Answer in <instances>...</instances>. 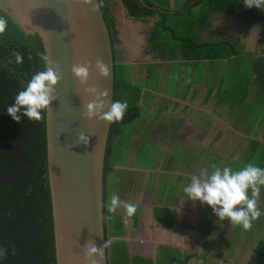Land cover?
<instances>
[{
  "label": "trees",
  "instance_id": "1",
  "mask_svg": "<svg viewBox=\"0 0 264 264\" xmlns=\"http://www.w3.org/2000/svg\"><path fill=\"white\" fill-rule=\"evenodd\" d=\"M123 1L130 15L136 19L158 18L148 44L149 51L159 54L162 61H178L183 65L181 68L197 62H231L234 72L221 81L217 89L211 86V81L207 84V99L215 98L220 105H231L233 110L250 116L257 105L264 106V11L246 8L243 0H175L174 10L170 0ZM100 2L115 52V101L128 103L126 115L122 121L112 123L108 138L105 192L108 176L129 154L130 136L144 118L141 100L144 90L149 87L133 82L130 64L119 61L115 50L119 40L112 13L113 0ZM225 14L241 16L249 25L261 24L259 45L263 49L262 56L245 52L238 39L201 38L199 33L210 28L213 17ZM0 16L8 21L5 33L0 35V247L8 249V255L0 258V264H57L48 177L46 111L42 113L44 118L41 121H29L22 115L23 109L19 113L20 122H15L7 113V107L14 103L16 95L32 75L44 70L39 53L45 51L38 35L25 34L2 10ZM13 52L22 54L23 63L15 62ZM147 75L150 79L152 72ZM256 87L261 90L263 98L251 109L248 104ZM188 94L185 92L184 97ZM149 97L152 99V94ZM135 122L137 125L132 127ZM260 217L264 219L263 214ZM241 229V226L236 228L238 232ZM13 247L15 255L11 254ZM115 248L109 256L110 264H137L139 256L133 257V263H123ZM193 256L195 253L186 254L183 259L172 258L168 262L186 263ZM247 264H264V236L258 241Z\"/></svg>",
  "mask_w": 264,
  "mask_h": 264
},
{
  "label": "water",
  "instance_id": "2",
  "mask_svg": "<svg viewBox=\"0 0 264 264\" xmlns=\"http://www.w3.org/2000/svg\"><path fill=\"white\" fill-rule=\"evenodd\" d=\"M170 1L174 10V0ZM90 9L81 0H0V10L25 34L40 37L49 60L59 63L62 73L54 86L57 99L46 111L57 264H88L84 245L91 241L100 247L106 241L98 202H104L112 123L83 115L84 104L94 99L84 88L107 90L106 101H115V52L101 8L95 13ZM157 20L152 19L153 25ZM97 59L108 65V78L98 75ZM74 63L90 64L87 84L80 85L72 74ZM80 132L89 136L88 145L78 143ZM99 264H110L108 249Z\"/></svg>",
  "mask_w": 264,
  "mask_h": 264
},
{
  "label": "crops",
  "instance_id": "3",
  "mask_svg": "<svg viewBox=\"0 0 264 264\" xmlns=\"http://www.w3.org/2000/svg\"><path fill=\"white\" fill-rule=\"evenodd\" d=\"M116 1L121 5V7L117 8L114 17L115 29L118 33L119 40L118 44L115 45V50L117 51L119 61L121 63L130 64L132 67L133 82L136 81L137 83H142L144 78L148 79L147 73L150 71V69H154L155 74L157 71H163V66L166 64L174 62L162 61L159 54L152 53L149 50L147 51L149 48L148 39L154 29L152 19L150 20L151 22L147 24L136 20L129 15L128 10L122 4V0ZM174 5L175 0L173 2V6ZM221 21L225 22L226 29L224 28L222 30V28L218 26ZM215 22H217L218 25L215 24ZM243 25L246 26L243 27ZM255 25L257 26V31L254 28H249V22L245 21L241 16L228 14L215 15L212 19L210 28L204 32H200L199 34L203 40L209 39V35L210 38L214 40H219L223 37L238 39L240 40V44L245 47V52L255 53L258 56H262L263 50L255 49L253 47V39H255V43L257 45L262 28L261 24L259 23H255ZM142 46H144L147 56L150 57L146 61H144L145 58H141V53L137 52V49H142ZM137 56H140V58H137ZM225 62L227 61L214 62V65L216 66L219 63ZM230 63L225 68L221 69V71L217 69L215 73L210 75L208 83H210V81L213 82L216 80L215 85L211 84L213 88L217 89L221 81H225L229 75L234 72V69ZM205 64L208 66L209 63L206 62ZM143 65H146L144 69L140 67H143ZM139 68L140 72L138 71ZM206 70H208L207 67ZM150 80H152V76ZM207 87L208 85L205 86V84H200L197 87H194V93L188 96L189 100H192L194 103L191 101L192 104L190 105L189 103L190 107L178 110V120H174L175 115H171L172 113L168 116V118H166L167 108L166 110L164 108V110L158 111L160 116L157 118V120L152 121L153 118L156 117V113H154L149 117L148 122L147 119L146 121L144 120V118L147 116V110H145V115L142 121H145L148 125L145 126L143 131L141 128H139V125L137 131H135V133L130 136V151L123 162L116 166L120 169L118 172L115 171L118 173L119 177L115 181V190L112 193L108 192V178L106 180L105 205L108 203L110 196L115 193L119 195L122 201L133 203L138 206L136 214L132 217H128L125 213V210L120 208L117 210L113 220H105L106 240L112 239L114 241L112 246L108 249V257L111 255V253H113V250L116 247L115 251L117 252L120 261L123 263H131L133 257L136 258L139 256L137 264H170L168 262L170 259H183L186 254L192 253L182 250L178 245L174 244V234H172L171 238L170 231L174 228L181 229L192 227L191 223L194 222L195 218L197 217V211L195 209L199 208H195L194 210L192 209L190 211L187 209V206L185 207L183 205L182 202L177 205L162 201L164 199L163 194L160 196L159 194L157 195L155 186V175H165L168 180L172 182L174 177L184 176L185 178L190 179L192 174H189L188 172L181 173L180 171L173 170L171 167L174 164L169 165L168 170H158L159 167H165V161L167 162L169 158H167L166 154H160L162 151L157 149V146H159V148H163L164 152H166L172 145L171 141L175 139L174 134H180L185 130V128L189 127L190 122L191 124L195 123V120L200 118L199 114L202 113L206 115L205 117L211 118V126L202 127L195 133L194 131L190 130V128H188L185 133L187 134L185 135L187 142L185 140H181L180 142L178 141V143H174L171 147L172 152L174 151L175 145H183L185 147L195 146L196 148L200 149L205 144H212L216 151L233 152L237 150V148L234 146L235 139L233 136L235 133L230 130L229 127V123H234L233 120L235 121L236 117L235 119H232L231 122H226L227 126L222 125V123L225 124V122L220 120L221 116L225 117L226 113L230 110L233 111V109L231 108V105H220L215 98L207 99ZM256 89H259V87H256ZM152 90V88L144 90V97L141 100V105H143V107H149L153 102L154 98L148 100L149 95L154 93ZM259 92L260 96L262 97V92L260 89ZM168 93H163V91H160V94L158 95H163L164 97L172 100V95ZM199 93H201V96H198ZM146 94L148 96L145 97ZM206 102L207 106L204 108ZM163 115H165V118L162 117ZM161 120L164 124H166V126L160 127V123L158 122H161ZM185 122H187V124H184ZM154 128L159 129L160 133L163 134L159 139L164 141L167 140V142L169 141L167 145L165 142L163 144L158 138L151 135V130ZM136 134L139 135V138L137 140L136 147L133 150L132 138ZM146 134L149 138H146ZM204 134L207 135L204 136ZM140 138L141 142L147 143L148 145L153 143L155 146L147 149L141 148L138 145ZM176 139L179 140V137H176ZM157 153L159 154V159H157ZM232 156H234V154ZM140 159L141 165H139ZM176 164L178 167H180L178 163ZM161 181H163L162 177L160 182ZM169 192L170 189L167 194H165V198H168L171 201H177L179 195L177 194L173 196L170 195ZM157 210L159 212H157ZM104 211L106 215V208ZM208 212L209 213H207L206 219H204L203 223L199 227V231L202 225L205 223H210V227L206 231V233L210 234L209 232L212 227V223L214 221L218 222V219L214 218L212 209L208 210ZM172 213L174 215L172 218L176 219V222H173L172 220L169 221L165 217V214L171 215ZM165 237L167 239L169 238L170 240L172 239V241L164 242L162 239ZM201 243L199 244L200 246L202 245ZM166 245L167 248L170 249H166L165 254H160L163 247ZM187 246H189V244H187ZM197 246L198 243H196L195 247ZM172 250L178 251L180 253H172ZM203 259L205 260L201 254L195 253V256L190 258L186 263H179L177 261L173 262L172 264H204Z\"/></svg>",
  "mask_w": 264,
  "mask_h": 264
},
{
  "label": "rangeland",
  "instance_id": "4",
  "mask_svg": "<svg viewBox=\"0 0 264 264\" xmlns=\"http://www.w3.org/2000/svg\"><path fill=\"white\" fill-rule=\"evenodd\" d=\"M118 7H121V5L118 4ZM215 24H217V22H215ZM218 26H220L222 30L224 28L226 29V24L223 21H221ZM244 26L246 25H243V27ZM249 27L251 29L254 28L257 31V26L255 24L249 25ZM208 38H210V35L208 36ZM253 44V47L255 49L263 50L261 49L259 42L256 45L255 39H253ZM137 52L141 53V58H145L144 61L150 58L147 56V52L144 50V46H142V49H137ZM137 58H140V56H137ZM214 64L215 63H209L207 66L205 62H197L189 63L188 65L181 68V66L183 65H180V63L177 61L174 63L166 64L165 66H163V71H157L155 74L154 69H150L149 72H152V80H150L149 78H144L142 83L145 88L148 86L149 88L153 89L152 91L154 93L152 94V97L154 98V100L149 107L144 106V109L147 110V116L144 118V120L146 121L147 119V121L149 122V117L154 113H156V117H154L152 121L157 120V118L160 116L158 111L164 110V108L165 110L167 108L166 118H168V116L172 113L171 115H175L174 120H178V110L188 108L190 107L189 103L190 105L194 103L188 98V96L194 93V87H197L200 84H205L206 86L210 79V75L215 73L217 69L221 71V69L225 68L229 63H219L216 66ZM140 67L144 69L146 65ZM206 67L208 68V70H206ZM130 68L132 73V67ZM138 71L140 72V68ZM215 81L216 80L212 82L213 85H215ZM178 84L180 85V88ZM189 87H191V89H189ZM160 91H163V93L169 92L168 94H171L173 97L172 100L164 97L163 95H158L160 94ZM187 91L189 92V95L187 97H184V94ZM198 96H201V93H199ZM251 97L252 99L248 104V108L251 107L252 109L254 105L260 102L258 101L261 99L259 89H253ZM148 100H150V97L148 98ZM206 106L207 102L205 103L204 108ZM263 108V104L257 105L256 110L251 116L248 115V113L240 114L237 110L232 111L230 109V111L226 113L225 117L221 116L222 119L220 118V120L222 122H225V124L222 123V125L226 126V122H231V120L235 119L236 117L235 121L233 120L234 123H229L230 130L235 133V135L233 136L235 139L234 146L237 148V150L233 152L216 151L212 144H205L200 149L196 148L195 146L185 147L183 145H175L174 151L172 152L171 147L174 143H178V141L180 142L181 140H185L187 142V138L185 136L187 134L185 133L188 128H190V130L194 131L195 133L198 129H201L202 127L211 126V118L205 117V114L200 113V118L196 119L195 123H193L194 126L190 122L188 128H185V130L182 131L180 134H174L175 139L171 141L172 145L169 148L167 146L168 150L166 152H164L163 148H159V146H157V149L162 151L160 152V154H166L167 158H169L167 162L165 161V167H159L158 170H168L169 165L174 164L171 167L173 170L180 171L181 173L188 172L189 174H194L197 173L201 168H208L209 165L212 163H215L218 167L230 166L235 170L249 162L254 163L256 166L264 168V119H262L264 112ZM162 117L165 118V115H163ZM248 118H250V120H248ZM145 121H142L141 124L139 121V128H141L142 131L145 129V126L148 125ZM158 123H160V127L166 126V124H164L162 120ZM184 124H187V122H185ZM136 125L137 122L132 124V127ZM151 135L159 139L163 134L160 133L159 129L154 128L153 130H151ZM206 135L207 134H204V136ZM176 137H179V140H177ZM138 138L139 135L137 134L134 135V137L132 138L133 150L136 147ZM146 138H149L147 134ZM159 141L163 144L165 142L166 145L169 142H167V140L164 141L161 139H159ZM138 145L141 148L146 149L155 146L153 145V143L148 145L147 143L141 142V138L138 141ZM233 154L234 156H232ZM156 156L157 159H159L158 153L156 154ZM246 157L249 158L247 161L245 159ZM139 162V165H141V159ZM176 163H178L180 167H178ZM119 170L120 169L118 167H115V171L118 172ZM115 171L111 174V176H108L107 181L108 192L111 193L115 190V181L119 177L118 173ZM160 176L163 178L164 175ZM160 176L155 175V186L157 190V195L159 194L160 196L163 194L164 199L162 201H166L171 204L174 203L177 205L182 202L183 205L185 207L187 206V209L190 211L192 209L194 210L195 208H199L195 209L197 211V217L195 218V221L191 223L192 227L171 229L170 236L172 238V234H174L175 238V242L173 243L178 245L182 250L192 252L190 254H193L194 252L201 254L205 258V260L203 259L204 264H247L254 249L258 245V241H260L261 237L264 236V219L260 217L258 220L253 221L252 228L249 231H244L243 229H241L238 232L236 230V228L238 227L237 225H233L230 223V221L224 220L221 222L214 221L209 232L210 234L205 232L210 227L208 225L209 223H205L200 228L202 231L201 232L199 231V227L203 223L204 219H206L207 213H209L208 210H210L211 208L207 205H201L199 201L193 202L186 198L185 194L183 193V188L188 183H190V179L185 178L184 176H178L174 177L173 181L170 182L168 178L165 177L163 178V181L160 182ZM169 189L170 195H179L177 201H171L170 199L165 198V194H167ZM258 206L260 208V211L264 215V187H261ZM157 212L159 211L157 210ZM165 217L168 220L176 222V219L172 218L173 213L171 215L165 214ZM214 218L218 219L215 214ZM162 240L164 242L172 241V239L170 240L166 237ZM196 243H198L197 247H195ZM200 243L202 244L201 246L199 245ZM187 244H189V246H187ZM166 249L170 248H167V245L164 246L160 254H165ZM171 252L180 253L178 251L173 250Z\"/></svg>",
  "mask_w": 264,
  "mask_h": 264
},
{
  "label": "clouds",
  "instance_id": "5",
  "mask_svg": "<svg viewBox=\"0 0 264 264\" xmlns=\"http://www.w3.org/2000/svg\"><path fill=\"white\" fill-rule=\"evenodd\" d=\"M84 5H91L93 13L100 11L102 4L100 0H81ZM246 8L255 7L264 11V0H243ZM8 27V21L4 16H0V35L4 34ZM15 62L23 63V56L19 52H13ZM40 60L44 63V70L32 75L27 85L18 92L14 103L7 107V113L15 122L21 121L22 115L29 121H41L43 112L48 111L52 102L57 99L54 86L62 78L60 65L50 61L45 52L39 53ZM90 64L74 63L71 72L80 85L87 84L89 78ZM98 75L108 78L110 75L108 65L101 59L95 62ZM84 91L94 99L84 104L83 115L87 119L96 118L108 124L118 123L123 120L128 110L127 101H112L108 103L106 97L107 90L100 91L96 87H85ZM107 108V111L104 109ZM78 143L85 146L89 143V136L83 132L77 135ZM261 187H264V168L256 166L254 163H247L242 167L233 169L230 166L218 167L215 163L208 168H201L190 177V183L183 188V193L188 200L199 201L201 205H207L218 217V222L228 220L231 224L241 226L244 231L252 228L253 221L258 220L262 215L258 206ZM101 222L114 219L117 210L123 208L128 217H132L137 212V205L122 201L118 194L113 193L108 203L98 202ZM107 214L105 215L104 209ZM112 239H107L102 246L97 247L89 241L84 245V258L88 264H99L105 257V250L113 244ZM11 254L15 255L13 247ZM8 255V249L0 247V258Z\"/></svg>",
  "mask_w": 264,
  "mask_h": 264
},
{
  "label": "flooded vegetation",
  "instance_id": "6",
  "mask_svg": "<svg viewBox=\"0 0 264 264\" xmlns=\"http://www.w3.org/2000/svg\"><path fill=\"white\" fill-rule=\"evenodd\" d=\"M143 3V2H142ZM118 4L119 3H117V1L116 0H113V9H112V13H113V16L115 17V11L117 10V8H118ZM122 4L126 7V5H125V3H124V1L122 0ZM126 9H127V7H126ZM128 10V9H127ZM128 13H129V11H128ZM129 15H130V13H129ZM131 16V15H130ZM131 17H133V16H131ZM134 18V17H133ZM157 18V17H156ZM136 19V18H135ZM151 19H153V18H145V19H136V20H139V21H142V22H144V23H149V22H151L150 20ZM158 19V18H157ZM155 25V24H154ZM250 28V27H249ZM148 36V35H147ZM149 50V48L147 49V51ZM166 176L164 175L163 176V178H165ZM170 221V220H169Z\"/></svg>",
  "mask_w": 264,
  "mask_h": 264
}]
</instances>
